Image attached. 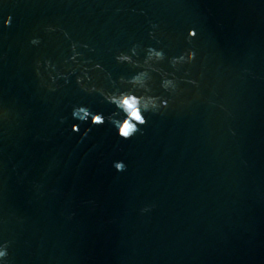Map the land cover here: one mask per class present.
I'll list each match as a JSON object with an SVG mask.
<instances>
[{"label":"water","instance_id":"95a60500","mask_svg":"<svg viewBox=\"0 0 264 264\" xmlns=\"http://www.w3.org/2000/svg\"><path fill=\"white\" fill-rule=\"evenodd\" d=\"M0 264H264V0H0Z\"/></svg>","mask_w":264,"mask_h":264}]
</instances>
